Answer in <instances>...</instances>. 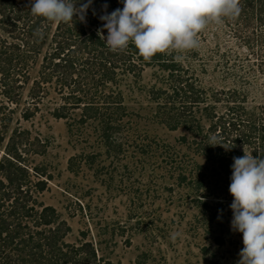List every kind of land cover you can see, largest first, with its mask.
Returning <instances> with one entry per match:
<instances>
[{"label": "rangeland", "instance_id": "374dc122", "mask_svg": "<svg viewBox=\"0 0 264 264\" xmlns=\"http://www.w3.org/2000/svg\"><path fill=\"white\" fill-rule=\"evenodd\" d=\"M196 38L198 54L183 50L179 60L192 68L199 85L209 92L241 89L247 106L264 104V74L253 60L248 63L247 48L228 27L210 21ZM40 58L30 68L29 83L20 75L24 86L15 90L17 101L8 100L0 85V159L14 134L31 180L46 182L44 190L32 187L37 208L54 207L57 222L69 228L63 241L91 242L95 264H236L243 243L242 234L231 229L230 182L206 168V182H178L170 168L176 157L207 162L190 146L194 135L184 127L171 130L152 114L149 90L161 86L167 74L147 66L140 78L126 76L121 82L135 115L129 132L120 135L124 149L108 153L94 125L70 127L71 119L52 114L62 101L54 85L38 109L29 106Z\"/></svg>", "mask_w": 264, "mask_h": 264}, {"label": "trees", "instance_id": "16d2710c", "mask_svg": "<svg viewBox=\"0 0 264 264\" xmlns=\"http://www.w3.org/2000/svg\"><path fill=\"white\" fill-rule=\"evenodd\" d=\"M30 2L0 0V85L8 100L17 101L15 90L24 86L19 84L20 75L29 83L30 68L41 57L29 91V106L38 109L48 86L54 85L62 101L52 114L71 119L70 127L94 125L107 152L119 153L125 145L120 135L129 132L135 115L120 84L126 76L140 78L147 66H158L167 76L161 86L149 90L150 102L155 104L152 114L169 129L184 127L194 135L190 146L207 162L174 158L170 168L177 173L178 182H206L205 168L219 180L223 177L231 182L233 157L246 151L264 158V104L247 106V93L237 88L209 92L199 85L192 68L176 58L183 50L145 61L134 46L124 52L106 46L98 35L102 5L107 3L111 13L123 7L119 0H93L84 22L74 18L59 24L32 16ZM240 4L238 16L220 21L247 48L248 63L253 60L264 74V0H240ZM37 30L39 35L34 34ZM186 51L191 56L198 54L196 48ZM30 110L24 112V118L31 117ZM204 121L209 122L207 128ZM212 134L220 137L223 147L208 145ZM14 136L0 159V264H95L97 254L91 242L76 246L63 241L69 228L65 229V222H57L55 208H37L32 187L44 190L46 182L33 183ZM3 141L0 136V145ZM182 141L188 142L185 136Z\"/></svg>", "mask_w": 264, "mask_h": 264}, {"label": "clouds", "instance_id": "9594fccd", "mask_svg": "<svg viewBox=\"0 0 264 264\" xmlns=\"http://www.w3.org/2000/svg\"><path fill=\"white\" fill-rule=\"evenodd\" d=\"M122 8L107 12L102 5V28L98 35L113 52H124L134 46L138 54L150 61L157 54L188 50L198 46L197 35L210 21L236 17L240 0H119ZM93 0H31L30 13L53 23L84 22ZM95 15V10L93 9ZM107 30V36L104 30ZM39 35V30L34 33ZM178 60L181 58L176 57ZM208 145L222 146L216 134ZM223 147V146H222ZM229 193L231 229L242 234L243 248L236 264H264V158L244 151L233 157ZM178 233L173 234V238Z\"/></svg>", "mask_w": 264, "mask_h": 264}]
</instances>
